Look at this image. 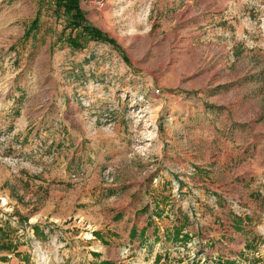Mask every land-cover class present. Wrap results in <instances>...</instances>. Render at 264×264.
I'll list each match as a JSON object with an SVG mask.
<instances>
[{
	"label": "rangeland",
	"instance_id": "obj_1",
	"mask_svg": "<svg viewBox=\"0 0 264 264\" xmlns=\"http://www.w3.org/2000/svg\"><path fill=\"white\" fill-rule=\"evenodd\" d=\"M52 5L0 0V264H98L101 257L147 264L139 260L150 257L129 244V206L138 195L122 207L124 219L109 199L82 197L78 185L115 182L112 165L96 179L71 166L54 132L34 133L25 148L11 126L17 110H2L15 100L37 116L79 120L91 139L113 137L118 127L126 158L118 174L128 184L154 183L135 227L186 233L167 241L179 253L154 254L151 264H200V248L222 243L226 229L263 230L264 0H113L104 22L85 18L116 45L87 40L80 48L57 40L65 18ZM38 6V26L23 37ZM45 198L57 201L35 216Z\"/></svg>",
	"mask_w": 264,
	"mask_h": 264
},
{
	"label": "crops",
	"instance_id": "obj_2",
	"mask_svg": "<svg viewBox=\"0 0 264 264\" xmlns=\"http://www.w3.org/2000/svg\"><path fill=\"white\" fill-rule=\"evenodd\" d=\"M112 1L113 0H104L101 4L95 5L84 0H79V5L83 9L87 20H89L87 16L91 15L95 19L97 18L104 22L109 14L110 16L112 14L109 8ZM19 102L15 100L10 108L2 110L5 112L9 111V109L14 108L17 110L16 115L14 116L12 121L13 124H11V126L13 125V128L16 131L15 136L20 138V141L25 148L30 146V136L34 133H36L39 139H41L40 137L45 136V132H54L55 134L61 136L62 143L66 145V149L68 150V156L66 157V159L69 160L71 166L82 168L88 171L90 175L94 179H96L99 169L104 164L108 163V165H112L113 171H115V182L110 185H103L102 183H100L101 187H97L94 190L91 185H88V190L83 185H78L77 188L81 192L82 197L84 196L85 192L92 191V194L89 193V195L92 197L109 199L111 204L110 206L113 207V215L117 214L118 217L121 216V219H124L126 218V214H129V211L127 208L123 210L122 207L127 206V204L129 203L128 200L132 198L130 194L133 191L134 194L138 195L136 200L132 201L131 206H129L130 210L132 211L130 215L135 216L130 219L127 233L129 234L130 232L131 235L130 240L132 241V243L129 244H131L132 250H135L136 246H141L140 250H138L139 253L143 249L146 250V252L142 253L141 255H146L147 252L148 254L150 253V257L148 259H145V257L141 256V260H139V262L146 261L147 264H151L154 254H157V259L161 256L165 257L168 253L175 255L176 253L180 252L176 249L180 248L179 245H170L167 243V241L171 240L172 238L178 239L177 236L181 235L186 237V233L182 234L180 233V230L177 229H172L170 232H167V230L162 232V229L159 231L155 227H142L143 223L140 224L137 228L135 227V218L138 217L139 213L140 215L144 214L145 216H147V211L150 207H144V192L147 188L153 186L154 183L138 180V182H132L131 184H128V181L124 180L123 176L118 174L119 164L126 160L124 156L125 149L123 148L122 143L124 137L122 133L118 131V127L116 128L114 135H112L113 137H109V135L107 137H99L100 135L97 134L93 137V139H91L86 135L85 129L82 123L79 122V120H71L70 116L60 120V118H58L57 116V112H53L52 115H49L47 113L44 114L45 110H42L39 113L40 115L37 116L38 113L35 115L33 114L34 111L32 109L28 110L26 107H24L25 105H22L25 102ZM77 108L78 105H75V107H73V110ZM42 114H44V116L41 119ZM63 114H65V111H63ZM62 117L65 116L62 115ZM32 124L34 125L31 126ZM37 127L38 130H36ZM111 140L114 142H110ZM126 166L132 168L130 164L126 163ZM164 178L165 177L163 175V179L159 180L158 183L165 182L166 179L164 180ZM36 181L43 182L40 180ZM30 184L31 187L34 186L31 181ZM134 188L136 189L134 190ZM79 200L82 199H77L75 201L74 199L62 201L58 198V201H60V203L62 204H67L68 202L73 203ZM112 200H114V203H112ZM54 201L56 202L57 199L45 198L43 203H41L43 204V207L39 211L36 210L35 216H39L49 211V204L52 205V202ZM156 207L157 206L154 205V208ZM122 211H124L125 213H123ZM153 213L158 214V212ZM181 213L184 212L181 211ZM49 215H52L54 218L55 215L58 214L50 212ZM149 217H151V215ZM234 218L239 219V217L236 216ZM146 219L149 218L147 217ZM230 222L233 223L231 220ZM2 231L4 235L10 236L11 234V232H8V230L6 229H2ZM12 232H16V229L12 230ZM223 236L225 237L224 239L221 237L219 238L222 243L218 242L210 244L208 246L204 245L200 248L201 255L199 257L203 258L204 260L200 264H264V229L260 231L258 229H251L248 227L230 228L226 229V231L223 233ZM162 237L166 238L164 240L165 243H162ZM134 238H137L136 241H134ZM154 239L162 244L159 245L158 243H156V245L154 246L155 243L151 244V241H153ZM150 246L154 248L150 249ZM92 250L99 252L100 254V252H102L103 250V246L101 244H95V248H92ZM184 257L185 256H182V258L179 259V262L187 261ZM101 259H103L101 260L102 263L99 262L98 264H116L110 263L107 257H101Z\"/></svg>",
	"mask_w": 264,
	"mask_h": 264
},
{
	"label": "trees",
	"instance_id": "obj_3",
	"mask_svg": "<svg viewBox=\"0 0 264 264\" xmlns=\"http://www.w3.org/2000/svg\"><path fill=\"white\" fill-rule=\"evenodd\" d=\"M52 2L53 11H60L65 20L57 35V40H63L67 45L74 48L84 46L87 40H99L116 45L115 40L101 31L84 16V11L79 5V0H50ZM39 6L35 9L33 16L29 19L27 26L23 29L22 36L27 37L38 26ZM1 229V228H0ZM34 230L37 226L33 227Z\"/></svg>",
	"mask_w": 264,
	"mask_h": 264
},
{
	"label": "built area",
	"instance_id": "obj_4",
	"mask_svg": "<svg viewBox=\"0 0 264 264\" xmlns=\"http://www.w3.org/2000/svg\"><path fill=\"white\" fill-rule=\"evenodd\" d=\"M84 1H87V2L93 3V4H95V5H99V4H101L104 0H84ZM80 101H83L85 104L88 103V101H87L86 99H84V98H81ZM105 179L109 181V180L111 179V176H109V175H105Z\"/></svg>",
	"mask_w": 264,
	"mask_h": 264
}]
</instances>
